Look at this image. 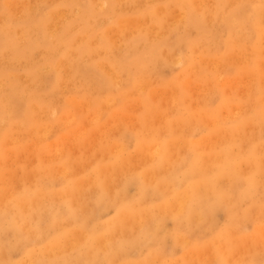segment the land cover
I'll use <instances>...</instances> for the list:
<instances>
[{"label": "bare ground", "instance_id": "1", "mask_svg": "<svg viewBox=\"0 0 264 264\" xmlns=\"http://www.w3.org/2000/svg\"><path fill=\"white\" fill-rule=\"evenodd\" d=\"M15 1L0 15V152L16 132L45 137L59 106L141 110L114 150L40 165L8 191L0 173V264H264V0ZM222 72L246 78L243 94L220 91ZM187 80L204 88L196 109Z\"/></svg>", "mask_w": 264, "mask_h": 264}, {"label": "rangeland", "instance_id": "2", "mask_svg": "<svg viewBox=\"0 0 264 264\" xmlns=\"http://www.w3.org/2000/svg\"><path fill=\"white\" fill-rule=\"evenodd\" d=\"M15 4L16 6L18 5L15 0H0V8H1L0 15H5L8 12L13 13L16 7L13 8L12 6ZM49 7L50 4H47L44 7L38 8L37 12L46 13L49 11ZM14 21L19 23L23 22L22 20L20 21L14 20ZM14 21H12V23ZM179 70H180L179 66H173L171 68H163L162 74L164 79L168 80V78H170L174 73H177ZM11 74L13 77L18 78L19 80L23 79V74L20 71H14ZM45 76L44 78L46 83V79H48V72H46ZM233 76H234L233 72H231V74L225 72L221 73L216 83V86L220 89L221 92L229 94L233 90H236L238 92L240 91L239 93L241 94V92L245 89L247 83L244 82H247L246 78L240 77L233 79L234 78ZM242 79L243 81L244 80L245 81L243 82ZM187 82L190 85H188ZM187 82H186L187 84L186 104L190 108L196 109L197 107H199V104L202 103L205 95L203 94L204 92H202L203 90H200L202 87L200 89L198 88V86L201 84L199 81L196 82L192 80H187ZM194 82L196 83L194 84ZM241 82L244 84H241ZM230 86H232V88H230ZM192 88L194 89L193 92H192L193 90ZM200 94H202L203 96ZM156 99L160 100L159 102L157 101L158 103H160V105H166V102H164L165 100L163 101V98L159 97ZM136 103L137 102H134V100H130L127 101V103L124 102L122 104L110 103L109 104L110 106L108 105L107 108L108 111H106L104 114L102 113V115L99 118L90 109L87 110L92 111L93 114L87 113L88 111L87 112L79 111V110H84L82 107L83 105L79 106V104H76L78 111L74 109V110H70L69 112H65L64 109H62V107L59 106L58 113L55 114V121L52 123L45 120L46 126L51 123V125L49 126L50 129H48V133L45 134V137H43L44 135L41 134L42 132L39 133L41 135L38 134L36 136L32 134L31 136L29 135V133L27 134V132L23 131L19 134L18 132H16L13 135V137L9 138L7 141L3 140L2 143L4 149L0 152V173L5 175L10 174L11 175L10 182L13 184L12 186H10V182H8L7 184L6 182H4V184H6L7 186V191L8 188L11 190L12 187H15L16 184L20 180H22L26 175L36 172L40 165H43L44 168L45 166H52V165L55 167L59 165V162H62L64 159H67L68 157L75 159L76 157L88 158L89 156H98L97 154L99 153L98 152L99 146L104 145L108 147L112 143V139H115L117 137L118 123H120V125L123 124L129 125V127L126 128H130V126H132L128 124V122L126 123L125 121H128V119H131L132 121L136 119L135 115L141 110L140 107H139L140 109L136 108L137 106H139ZM193 103H195V107ZM16 104H15L16 106L15 108L18 112L14 116L15 122L17 121V119L24 117L26 111V107L23 102H19V104L18 103ZM133 107L135 110L132 109ZM226 115L227 112L225 110H220L218 119L225 120ZM109 123L110 125H107ZM103 133L104 134L107 133V134L104 135ZM95 134H97L96 135L97 139ZM102 134L104 135V137H102ZM41 136L43 137V140L41 141V143H39L38 139ZM199 137L200 136L196 137V139H198ZM113 147L114 146L108 148L109 150L111 149L114 150ZM35 149H37L38 152H35ZM128 150L132 155H134L135 150L132 146H130ZM1 184L2 183L0 182V185ZM128 191H129L128 192L129 195H133L135 193L134 188H129ZM111 215H112L111 211L106 212L101 215V219L102 220L107 219L111 217ZM212 220L214 225L222 226L225 220L224 213L222 211H217L212 216ZM171 227L172 225L169 222L164 225V229L166 230H169ZM247 233H251V230L248 229ZM10 243H14L13 238L10 240ZM161 249L166 252L169 251L170 243L164 242L162 244ZM130 255H133V252H130ZM19 258L20 255L13 254L11 256V259L13 261L19 260ZM178 260H179V253H177L174 256L173 262Z\"/></svg>", "mask_w": 264, "mask_h": 264}]
</instances>
